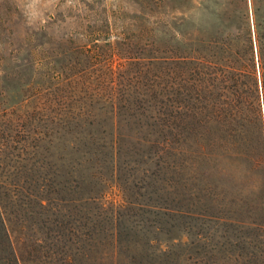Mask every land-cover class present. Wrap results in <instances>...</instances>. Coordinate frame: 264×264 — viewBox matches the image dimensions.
Listing matches in <instances>:
<instances>
[{
  "label": "trees",
  "instance_id": "16d2710c",
  "mask_svg": "<svg viewBox=\"0 0 264 264\" xmlns=\"http://www.w3.org/2000/svg\"><path fill=\"white\" fill-rule=\"evenodd\" d=\"M260 1L244 0L233 14H218L215 27L186 32L169 55L152 56L153 78L140 81L146 77L140 69L133 82L146 92L122 89L106 97L128 126L127 133L117 126L108 179L90 172L78 188L68 173L54 182L60 189L45 182L55 197L30 193L36 208L27 210L19 185L0 190V264H264ZM83 114L62 110L54 118L43 110L58 124ZM0 134L1 149L12 135ZM124 136L134 144L122 149ZM105 188L118 189L122 202L109 201ZM59 203L72 205L73 214L79 203L89 213L84 222L70 214L62 219Z\"/></svg>",
  "mask_w": 264,
  "mask_h": 264
},
{
  "label": "rangeland",
  "instance_id": "374dc122",
  "mask_svg": "<svg viewBox=\"0 0 264 264\" xmlns=\"http://www.w3.org/2000/svg\"><path fill=\"white\" fill-rule=\"evenodd\" d=\"M260 5L264 10V0ZM243 7L244 0H0V129L3 140L12 135L0 149V190L11 192L19 185L27 210L36 208L26 198L30 193L55 197L45 182L60 189L54 182L68 173L78 188L90 172L108 179L117 126L125 133L128 126L114 117L116 103L106 97L122 89L146 92V86L133 82L140 69L146 72L140 81L153 78L155 69L147 68L152 56L169 55L186 32L213 28L218 14ZM128 77L131 85H122ZM72 79L77 82L69 83ZM73 109L84 114L60 124L43 117V110L55 118L56 112ZM16 128L24 134L16 135ZM122 139V149L134 144L132 138ZM118 160L120 165L121 156ZM136 176L144 177L141 171ZM105 189L109 201L122 202L118 189ZM76 204L81 211L73 214L72 205L59 203V217L70 214L84 222L88 207Z\"/></svg>",
  "mask_w": 264,
  "mask_h": 264
}]
</instances>
